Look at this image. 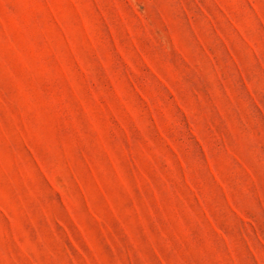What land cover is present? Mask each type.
Returning a JSON list of instances; mask_svg holds the SVG:
<instances>
[{
  "label": "rangeland",
  "instance_id": "obj_1",
  "mask_svg": "<svg viewBox=\"0 0 264 264\" xmlns=\"http://www.w3.org/2000/svg\"><path fill=\"white\" fill-rule=\"evenodd\" d=\"M0 264H264V0H0Z\"/></svg>",
  "mask_w": 264,
  "mask_h": 264
}]
</instances>
